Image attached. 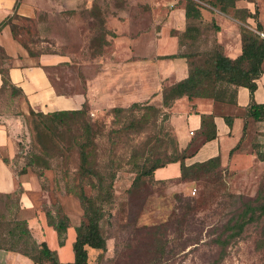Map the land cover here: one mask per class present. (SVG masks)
<instances>
[{
  "label": "rangeland",
  "instance_id": "1",
  "mask_svg": "<svg viewBox=\"0 0 264 264\" xmlns=\"http://www.w3.org/2000/svg\"><path fill=\"white\" fill-rule=\"evenodd\" d=\"M143 1L101 0L90 10L78 8L73 13L57 14L50 24L44 23L43 15L38 16L40 21L15 16L12 31L31 56L41 52L67 55L69 62L49 69L50 76L60 91L80 90L78 79L83 80V72L93 71L84 61L95 54L112 6H119L121 16L130 17L133 29L144 28L150 18L142 13L148 8ZM153 1L165 3L168 12L186 2ZM197 1L203 10L201 19L196 21L199 37L192 44L182 40L186 43L183 51L194 52L188 60L190 68L202 64L204 54L215 46L217 17L222 16L217 6L207 3L215 0ZM242 1L252 13L257 12V18L259 9L264 10V0ZM226 13L233 14V10ZM166 18L164 11L159 10L157 26ZM123 21L122 18V24ZM4 57L0 50L1 69H5ZM56 77L59 78L55 80ZM155 97L138 101L140 106L131 109L132 103L126 105L119 116L112 108L92 112L85 104L81 113L53 122L46 119L51 127L48 132L29 112L21 95L9 88L0 91V119L8 124L17 146L12 166L20 170L34 153L39 157L26 168L38 183L34 191L38 208L53 211L59 207L73 227L83 220L79 192L83 189L94 196L96 191L92 186L95 178L80 176L81 143H85L92 169L104 174L108 181L114 173L111 198L103 204L100 221L105 248L87 247V264H212L219 257L213 239L220 233L221 225L240 208L242 201L254 199L259 191L264 193V160L257 157L258 152L264 154V120L248 117L240 144L214 170L198 171L186 179L157 180L147 175L136 178L154 159L180 155L174 113L170 106L163 105L162 91L159 98ZM43 163L48 166L45 168ZM15 207V199L0 196V232L7 229ZM263 225L264 217L258 224L247 226L226 247L219 264H264ZM258 241L263 242L260 248Z\"/></svg>",
  "mask_w": 264,
  "mask_h": 264
},
{
  "label": "crops",
  "instance_id": "2",
  "mask_svg": "<svg viewBox=\"0 0 264 264\" xmlns=\"http://www.w3.org/2000/svg\"><path fill=\"white\" fill-rule=\"evenodd\" d=\"M100 1L0 0V22L8 21L0 30V50L5 55L2 64L7 70L10 82L21 89L24 99L27 100V108L48 113L62 109H78L85 102L92 112L102 108L125 107L138 101L154 100L155 96L159 98L163 87H169L188 75V57H164L180 51L177 33H182L186 26L185 5H177L168 12L165 3L144 0L143 6L148 8L145 7L146 10L141 12L150 18L148 25L133 29L129 23L130 17L126 14L121 16L119 6L113 5L105 17L104 37L99 41L95 54L84 61L93 71L83 72V80L78 79L82 86L80 90L60 91L50 76L49 69H56L68 63L69 57L57 52H41L31 56L13 34L14 17L39 20L38 16L43 15L44 23L50 24L57 14L78 8L89 9L94 4L99 5ZM139 5L141 4L138 3ZM236 7L249 9L242 0L236 2ZM159 10L164 11L167 17L160 27L157 26ZM259 10L258 21L264 33V10ZM122 18L124 24L121 23ZM247 21L251 28L255 27L252 18H247ZM217 24L219 29L214 34L216 42L223 47L227 57L236 58L242 52L243 23L233 14L222 12V16L217 17ZM261 68L262 73L256 79V89L252 97L255 103H264V61ZM1 83L0 76V86ZM73 84L74 82H71L70 86ZM235 97L236 104H228L208 97L182 96L170 105L174 113V131L179 150L182 151L187 146L184 158L186 165L203 162L214 156H219L222 163L227 161L242 136L246 107L251 101L249 89L245 86L235 87ZM202 113L214 116L216 137L211 140H206L200 133ZM226 118L231 119L230 125ZM7 125L0 119V195L14 193L20 184L22 191L19 192L16 217L27 221L37 242L45 241L50 249L57 250L61 262H70L73 260L74 227H67L65 242L61 246L58 245L55 230L47 224L45 212L36 205V179L30 172L17 175L11 166L17 146L15 136ZM191 130L193 134L190 133ZM5 159L10 162L7 163ZM179 176L178 161L153 171V177L157 180ZM0 264L36 263L18 252L0 248Z\"/></svg>",
  "mask_w": 264,
  "mask_h": 264
},
{
  "label": "trees",
  "instance_id": "3",
  "mask_svg": "<svg viewBox=\"0 0 264 264\" xmlns=\"http://www.w3.org/2000/svg\"><path fill=\"white\" fill-rule=\"evenodd\" d=\"M239 0H215L210 3L211 6H217L220 11L226 13L228 9L233 10V16L240 20L242 52L239 56L232 59L224 54L223 47L215 42V46L206 52L205 60L202 64L189 69L188 75L174 83L169 87L162 89V103L169 107L173 101L182 96L191 97H208L214 101L236 104L235 87L245 86L249 89L251 101L246 107L245 117L259 121L264 120V103H255L252 100L254 90L256 89V79L262 73L261 64L264 61V37L259 36L256 32H261V24L257 18V12H251L248 8H237L236 2ZM94 6V5H93ZM92 6V7H93ZM91 7V8H92ZM89 8L88 10H90ZM73 13L74 10L66 11ZM202 6L197 0H186L184 6L185 29L182 33H178V43L180 51L175 54L164 56L165 58L191 57L194 52H185V42H196L199 37V27L196 21L202 17ZM247 18H252L255 21V27L251 28ZM8 21L0 22V30ZM104 23V21H103ZM219 26L215 27L218 31ZM216 33V32H215ZM104 37V36H103ZM102 37V38H103ZM1 86L0 91L9 88L11 92H15L23 97L20 88L10 82L6 69H0ZM26 102L27 100L24 99ZM78 109H62L58 111L43 113L29 109V112L34 114L39 120L44 129L50 132L51 127L47 121L62 120L68 115L81 113L84 105ZM140 106L134 102L129 109ZM147 107H152L147 105ZM112 111L116 116H119L125 109L123 107H113ZM201 124L200 133L204 135L206 140H211L216 137V126L213 114H200ZM227 123L231 124V119L226 118ZM131 126L132 123H130ZM246 121L242 125V132L246 129ZM241 142V138L235 145L237 147ZM234 147V148H235ZM186 148L180 151L177 157H168L166 160L154 159L152 165L143 169L136 178L141 175H147L153 178V171L170 162L178 161L180 164V179H186L198 171H212L219 167L220 157L214 156L203 162H196L190 165L184 163L186 157ZM80 159L79 168L80 176L86 178H95L92 182L96 194L94 196L87 195L83 189L79 192V201L83 211V220L79 225L74 227L75 239L72 243L73 260L70 262H61L58 257L57 250L50 249L45 241L37 242L32 236L31 229L24 219L16 217L19 208L18 198L19 192L22 191L20 184L16 191L12 194L0 195L6 199H15L16 207L14 213L7 221V229L0 232V248L4 250L18 252L30 258L36 264H87V247L95 249L105 248V238L101 232L100 221L104 215L103 204L111 198L112 180L114 173L110 175L109 181L106 176L88 165V153L85 150V143L80 144ZM16 156V155H15ZM14 156V158H15ZM259 160H264L263 153H257ZM13 158V159H14ZM39 158L35 153L20 169L14 172L17 175L26 172L27 166H32L35 160ZM7 163L10 161L5 159ZM46 168L48 165L43 163ZM240 198V196H237ZM46 222L51 226L57 236L58 245H63L66 239V231L69 224L68 216L56 207L53 211L45 210ZM264 217V193L258 192L252 200L242 201L241 206L231 215L222 225L220 233L213 239V243L219 248V257L212 264H219V261L224 258L226 247L235 239L239 238L247 226L258 224ZM2 215H0V220ZM262 235L264 237V225L262 226ZM263 242L258 241L257 247H262Z\"/></svg>",
  "mask_w": 264,
  "mask_h": 264
},
{
  "label": "built area",
  "instance_id": "4",
  "mask_svg": "<svg viewBox=\"0 0 264 264\" xmlns=\"http://www.w3.org/2000/svg\"><path fill=\"white\" fill-rule=\"evenodd\" d=\"M259 36L261 37H264V33L261 31V32H256ZM191 134H193V130L190 131Z\"/></svg>",
  "mask_w": 264,
  "mask_h": 264
}]
</instances>
